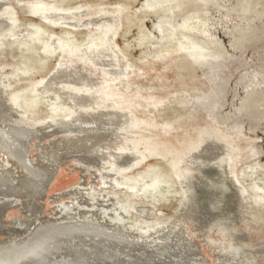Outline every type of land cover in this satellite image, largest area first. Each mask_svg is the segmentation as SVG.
Instances as JSON below:
<instances>
[{
    "label": "rangeland",
    "instance_id": "obj_1",
    "mask_svg": "<svg viewBox=\"0 0 264 264\" xmlns=\"http://www.w3.org/2000/svg\"><path fill=\"white\" fill-rule=\"evenodd\" d=\"M29 1L34 0H2L5 4L2 7L13 13L18 32L29 24H37L46 31L43 36L45 38L47 34L66 38L64 33L69 32L68 38L73 43L86 44L90 36L98 32L93 24L111 27L109 35L114 45L113 52L108 51L110 57L107 59L101 55L100 63L112 62L111 55H115L127 66L126 76L114 82V86L126 96V105L131 106L129 118L138 120L139 125L135 127L127 124L125 133L121 132L124 136L109 135L107 144L110 151L115 152L123 145L125 153L131 158L141 156L135 160L137 163L132 159V164L115 166L119 173L116 174L112 172L106 159L98 161L99 166L93 164L87 168L82 164V154L75 153L71 146L58 143L56 138L59 136L41 141L40 145L50 146L45 150L46 164L39 162L41 165L37 168H41L40 171L35 166L38 175L35 178L28 176L31 178L28 189H22V184L18 183L25 178L23 173L19 175L17 182L8 178L9 186L11 185L9 190L7 184L3 187L14 196L30 195L33 200L29 207L31 209L26 212L28 217H51L55 205L69 201L70 197L59 195L81 184L84 186L82 188H95L89 195L104 194L111 197L118 206L121 202L128 207L124 223L128 224L127 230L132 234H140L141 226L150 228L155 224L169 223L174 226L178 223L177 227L195 245L196 252L204 259L205 264H220L215 255L217 246L220 249L230 246L235 251H245L248 256L243 259L244 264H264V251L261 253L257 249L261 247L258 246L259 243L264 242V0H43L50 4L56 2L55 4L65 9L79 5H84V9L87 7L82 18L92 23L91 27L81 26L82 20L78 17L76 20L80 23L77 29L54 26L34 18L27 7ZM184 23L193 27L190 35L205 51L201 61H191L184 52L174 49L180 36L171 37L170 34ZM32 45L36 50L24 51L17 43L9 42L0 55L4 64L3 72L12 73L6 89L9 105L11 108L21 109L18 113L9 109V116L1 119L0 125L7 131L13 123L35 128L31 130L32 134L25 143L30 150L29 160L35 155L32 146L44 136L40 124H50L53 118L71 113L66 107L57 110L59 107H54L48 100L53 98V94L47 93L43 98L38 95L35 87L43 79L52 77L54 68L62 60L64 53L58 51L42 62L41 57L48 56L43 44L34 42ZM22 56L31 60L27 64L31 67L29 74L21 70ZM75 69L80 70L77 73H89L81 63ZM93 73L92 80L97 81L96 78L100 80L103 77L99 71ZM27 85L31 86L23 92L21 99L11 100L13 91L17 94ZM61 86L67 84L60 83L59 89ZM204 137L218 139L221 144L227 142L228 147H223L224 151L221 149L222 153L227 151L226 154H221L220 151V157L205 162V165L188 163V159L177 165V168H188L191 173L194 172L193 185L197 191L200 190L202 198L210 192L218 200L219 209L213 208L214 211L217 210L215 216H210L202 227L192 217L182 216L184 212L181 202L186 197L175 176L172 160L197 149ZM132 141H137L134 151L138 153L133 154ZM14 145L17 146L18 143ZM0 151V157L7 154L4 149L5 153L2 152L1 147ZM222 155L224 156L221 157ZM82 166L86 168L82 169ZM207 170H212L213 175H204L203 172ZM229 170L234 171L243 193L229 184ZM101 171L107 172L102 176L109 182L115 180V184L112 182L111 186L104 188L103 177L99 175ZM114 174L116 177L119 175L117 179ZM158 174L160 179L157 187L153 180ZM133 178L138 179L140 184L134 190L125 185L116 187L117 183H133ZM14 196L11 198L17 199ZM136 208L142 213H137ZM0 210V221L6 223L21 216L20 209L15 206L7 209L2 207ZM77 231L82 235L89 234L85 230ZM62 249L57 260L65 263L70 262V259L80 263L78 256L84 259L82 256L88 254L78 248ZM95 259L99 261L102 258L98 256ZM92 262L93 260L90 261Z\"/></svg>",
    "mask_w": 264,
    "mask_h": 264
},
{
    "label": "bare ground",
    "instance_id": "obj_2",
    "mask_svg": "<svg viewBox=\"0 0 264 264\" xmlns=\"http://www.w3.org/2000/svg\"><path fill=\"white\" fill-rule=\"evenodd\" d=\"M44 1L34 0L27 3V7L30 9L34 18L44 23L53 24L54 26L60 25L77 29L80 22H78L76 18L80 17V20H82L81 26L91 27L92 23L82 18V14L86 13L88 9L87 7L84 9V5H79L72 9H65L55 4L56 2L50 4ZM4 5L2 0H0V55L3 53L2 50L5 45L9 42L10 44L17 43L20 47H23L24 51L36 50L35 46L32 45L34 42L43 44L44 52H46L48 56L45 58L41 57L42 62L58 51H61V54L64 53L62 60L55 66L52 77L43 79L41 82L35 84V87L38 95L43 98H45L44 95L47 93L53 94V98H48V100L54 107H59L57 110L61 107H66L70 109L71 113L64 116H57L55 119L53 118L50 124H40L44 136L41 140H37V143L32 146L35 155L30 157L31 160H29L28 157L30 150L27 149L25 143L27 142L26 139L32 134L31 130L35 128L27 124L19 125L13 123L7 131L3 130L2 125H0V147L2 148V152H4V149L7 153L0 157V198L3 196V198L0 199V208L3 207L7 209L8 207L15 206L19 208L21 212V216L13 217L14 219L9 220L8 223L0 221V235L2 236L0 239V264H205L204 259L196 252L195 245L184 235V231L182 232L177 227L179 225L177 222H175L177 225L172 223L174 226L169 223L168 225L155 224V226H150V228L141 226L139 227L140 234H132L127 230L128 224L126 225L124 223L125 218H127L125 214L128 213V207L124 206L121 202H119L120 206H118L110 199L111 197L109 198L104 194L94 193L89 195V192L95 189L93 186L94 189H88V186V188H82L83 185H78L79 182L77 184L78 186L75 188L65 191L61 195L58 194L59 197L66 196L70 198L67 202L55 205V211L51 217L42 215L38 217H28L26 212L31 209L29 207L33 200L30 198V195L24 194L21 196H14L3 189L5 184L8 185V190L10 189L9 177L12 179V182H17L19 175L22 173L25 175V178L19 180L18 183L22 184V189H28V185L31 184V178H28V176L35 178V176L38 175L37 171L41 169L37 168V166L41 165L40 163H42V165L46 164L44 160V156L46 155L45 150L50 146L46 147V144L40 145L41 141L51 136H59L56 138L58 143L64 144L63 146L67 145V147L71 146L75 149V153L82 154V164L86 165L87 168L90 165L97 164L101 159H106L113 169L112 172L119 174L115 166L119 167L121 165L126 166V164H132L133 157L131 158V156L127 155V153H125L126 148L123 145L120 147V144L118 150H115V152L110 151L109 145L107 144V137L109 135H113V137L116 134L121 135V132L125 133L124 129L127 124H132L135 127L139 125L138 120L129 118L131 106L126 105L127 101L124 100L126 96L118 92L114 86V82L126 76L125 72L128 70L127 66L121 63V60L115 55H111L112 62L100 63L102 59L100 60L99 57L102 55L107 59V57H110L108 51L113 50L114 45L111 43L112 40L109 35L111 30L110 26L93 24L98 32L91 35L86 44L73 43L71 39L68 38L69 32L64 33L66 38H59L54 34H47V38H45L43 36L46 31L43 30L42 26L37 24H29L25 26L22 31L19 30L18 32V26L12 16L13 13L2 7ZM171 12H173L172 9ZM189 20L191 19L189 18L188 21ZM112 21L115 22V20ZM164 23L167 24L166 21ZM112 24L111 25L114 26L113 22ZM192 31L193 27L184 23L179 28L175 29L170 36H180L174 48L176 51H182L191 61L198 62L205 56V51L195 41L193 36L190 35ZM21 58L23 59L20 63L23 65L21 70L29 74L31 67L27 64L31 62V60L27 56H22ZM76 63H81L85 66V69L88 70L87 72L89 73H77L80 70L77 71L75 69ZM3 68L4 64L0 60V122L1 119L9 116V109L15 110L17 113L21 112L19 107L11 108V105H9L10 99L9 97L7 98L6 89L9 87V83L7 82L12 73H4ZM81 69L84 70L83 68ZM96 70L103 74L100 80L96 78V80L98 79L97 81L91 79V76L95 74L93 72H97ZM60 83H66L67 86H61L59 89L58 85H60ZM30 86L31 85H27L23 90H19L17 94L13 91L11 100L17 101L19 98L21 99V97L24 96L23 92ZM20 91H22V93ZM93 105L97 106L95 108H102V110L98 111ZM40 128H38L37 131H39ZM120 128H122V131H120ZM121 136H124V134ZM212 137L214 138V135ZM209 138L204 137L203 141L194 151L192 150L182 154L180 158H174L172 160L175 176L182 187L181 189L184 197H186L184 198L185 200L181 202L184 212L182 216L185 218L192 217L191 219L200 223V226L207 222L210 216H215L217 210L214 211L213 208L219 207L218 200H216L215 195L210 192L205 194L202 198L199 195L200 190L197 191L193 185L194 182L192 181V177L194 172L191 173L188 168H177V165L187 159L189 160L188 163L205 165V162L216 159L223 147H228L225 141L221 144L218 139L213 140ZM16 142L18 143L17 146L14 145ZM131 143L133 145V148H131L133 149V154L138 153L135 152L137 141H132ZM51 149H54V151L56 150L55 148ZM103 150H107V152ZM225 152L222 153L221 151V154H226ZM0 154L2 155L1 151ZM52 154L54 153L52 152ZM140 156H134L133 160L139 159ZM223 156L224 155L221 157ZM230 157L231 156L228 157L229 160ZM135 162L137 163V161ZM188 163H186V165ZM35 166L36 169H38L37 171ZM86 166H82L81 168H86ZM198 166L197 168H199ZM211 171L212 170L204 171L203 174L211 176L213 175ZM96 173L97 171L95 174ZM106 173L101 171L99 174L103 177L102 184L104 188L111 186L113 182H109L106 177L102 176ZM228 174L230 175L229 184L231 183L232 186L234 185L239 188L234 171L229 170ZM114 176L116 177L115 174ZM159 177L160 174L156 175L153 180L157 187L159 186ZM195 179L196 177L194 180ZM132 181L133 183L130 184L117 183L116 187L125 185L134 190L138 185L140 186L138 179L133 178ZM49 182L50 180L48 183ZM114 182L113 184H115ZM47 185L45 186L47 187ZM101 186L102 185H100V187ZM237 190L242 192L243 189L239 188L236 189V191ZM13 196L17 199H12L11 197ZM256 198L260 199V196ZM240 202L242 201L240 200ZM240 202L238 203L240 204ZM227 206H229V203ZM239 209L241 208L239 207ZM230 211H232V209ZM136 212L138 213L141 211L136 208ZM139 215L142 216L143 214L139 213ZM25 226L26 229H24ZM78 229L81 231H88L89 234L82 235V233L77 231ZM112 239L117 241L115 242ZM72 242H74V244H72ZM258 246H261L260 249L259 247L257 248L258 252L263 253L264 248L262 246H264V242L259 243ZM68 247L73 248V250H75L74 248H78L83 252H88V254L82 256L84 259L78 256V261L81 260L80 263L71 261V259L70 262L66 263L65 261L57 260V257L63 250L62 248ZM207 247L206 245V248ZM215 255L220 261V264H244V260L247 259L248 256L245 251H235V249L230 246H225L221 249L217 246ZM98 256L102 259L96 261L95 258H98ZM92 260L93 262L90 263Z\"/></svg>",
    "mask_w": 264,
    "mask_h": 264
}]
</instances>
